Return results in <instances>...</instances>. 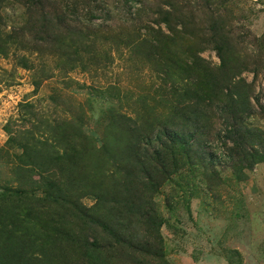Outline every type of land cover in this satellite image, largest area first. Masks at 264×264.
I'll list each match as a JSON object with an SVG mask.
<instances>
[{"label":"rangeland","instance_id":"1","mask_svg":"<svg viewBox=\"0 0 264 264\" xmlns=\"http://www.w3.org/2000/svg\"><path fill=\"white\" fill-rule=\"evenodd\" d=\"M51 1L99 40L0 55V264H264V0Z\"/></svg>","mask_w":264,"mask_h":264},{"label":"trees","instance_id":"2","mask_svg":"<svg viewBox=\"0 0 264 264\" xmlns=\"http://www.w3.org/2000/svg\"><path fill=\"white\" fill-rule=\"evenodd\" d=\"M5 0H0V29L4 27L1 16L2 4ZM26 9L27 21L19 28V30L11 31L9 34L1 36L0 31V42H2L0 49V55H7L9 46L13 45L19 38L29 39L33 41L34 45L38 48L51 47V45L57 46V48H67L74 57L79 59H73V61L83 62L80 54H92L94 51V45L99 40L100 33L99 26L94 25L92 18V10L73 11L70 8L71 5L65 7H56V2L52 3L51 0H17ZM73 2V1H72ZM206 2V0H205ZM74 4V2H73ZM77 0L75 5L77 6ZM73 6V7H74ZM143 9L140 7L133 13V18L127 19L126 22L136 23L132 26L123 24L118 31L117 39H119L125 47H139L148 42H155L165 35L160 28L155 29L149 25H137L140 19V13ZM96 16V15H94ZM166 23V22H165ZM168 26V24L166 23ZM173 32L172 28L169 27ZM151 51L145 52L146 55L150 54ZM92 58L96 56L92 55ZM21 66L25 69H29L24 58L19 61ZM38 87V83H34ZM234 102V101H233ZM237 103V101H235ZM258 104L261 105V103ZM261 107H263L261 105ZM126 241H123L125 243ZM129 244V243H128ZM132 244V243H131ZM130 244V247H131ZM142 250V249H141Z\"/></svg>","mask_w":264,"mask_h":264}]
</instances>
